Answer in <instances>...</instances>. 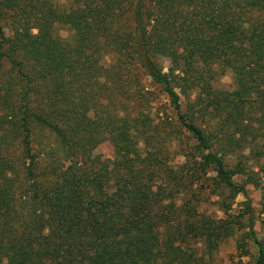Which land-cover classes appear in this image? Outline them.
<instances>
[{"label":"trees","instance_id":"obj_1","mask_svg":"<svg viewBox=\"0 0 264 264\" xmlns=\"http://www.w3.org/2000/svg\"><path fill=\"white\" fill-rule=\"evenodd\" d=\"M228 70L235 88H214ZM147 80L195 140L186 151L194 171L160 156L171 131L153 123ZM187 88L200 95L183 112L178 89ZM259 138L264 0H0V264H214L219 244L244 228L254 264H264L246 189L264 183V165L248 173L226 160ZM106 140L112 170L92 159ZM210 169L247 198L246 219L229 209L214 219L195 193L187 198ZM201 239L208 257L193 249ZM243 240L231 264H247Z\"/></svg>","mask_w":264,"mask_h":264},{"label":"rangeland","instance_id":"obj_2","mask_svg":"<svg viewBox=\"0 0 264 264\" xmlns=\"http://www.w3.org/2000/svg\"><path fill=\"white\" fill-rule=\"evenodd\" d=\"M70 0H58L61 5L67 6ZM58 33L64 37L71 39L72 31L67 27H60ZM165 65L169 64L168 60L164 61ZM216 78L212 79L214 88L223 89V90H233L235 88L234 75L231 71H226L223 74L221 72H216ZM147 87L152 90L155 102H152V115L154 117V124H158L159 130L162 136H166L167 131H171L168 139H165L162 144L155 142V145H162V154L161 157H164L168 153V163L173 166L175 169H178L186 162L187 156L186 151L188 148L195 144V140L191 134L178 123L177 111L173 109L168 102V98L163 94L158 87H154L150 84V81H145ZM181 96V110L185 112L189 109L193 101L200 95V90L196 88H187V92H182L178 89ZM169 115L172 118V127L164 126L160 123L161 118ZM250 138V136H249ZM253 145H248L244 148H236V151L229 157L226 158L227 163L231 167H236L238 162H242V165H245L248 173H253L259 171L260 167L264 165V139L259 138L258 145L253 148ZM194 156V155H193ZM189 158L185 164L183 170L185 171H194V161L197 159L195 156ZM94 165L105 170H112L114 167L115 152L113 145L110 141L102 142L94 151L92 155ZM182 168V167H181ZM180 168V169H181ZM200 176L199 179L195 178V184L192 188L188 189L189 194L187 198L193 197V193L197 195L198 201L194 202L198 206L200 212L205 213L213 217L214 219L228 218L229 214L225 213V209H229L230 215L234 216L235 220L240 217V215L246 213V197L243 193H238L233 196L230 190L215 181V173L212 169L209 170L208 174L198 173ZM197 174V175H198ZM249 174H237L235 176V181L239 184H244L248 179ZM203 182V185L202 184ZM160 182L164 183L163 179ZM249 197L251 198L252 207L254 210V215L257 218L256 231L257 235L262 241H264V183L260 186H256L253 183H248L246 185ZM183 196L179 197V204ZM196 198V197H195ZM196 201V199H195ZM248 214H245L246 219ZM239 225L237 224L236 227ZM246 229L238 230L233 236L228 237L218 246V249L214 251V264H231L232 258L236 257L239 253L238 250V239L242 238L243 241L247 242V248L249 249V255L244 256L243 260L247 264H254L257 258V249L253 245L252 241L246 236H242ZM177 245V244H176ZM193 249L195 248L198 255H205L208 257L207 244L201 240L192 241ZM186 247L181 246L179 251L185 250ZM238 259V258H236Z\"/></svg>","mask_w":264,"mask_h":264}]
</instances>
